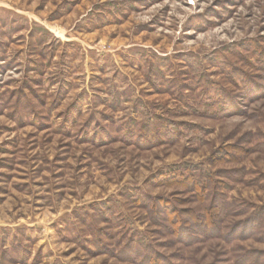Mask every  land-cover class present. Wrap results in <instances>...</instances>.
I'll return each mask as SVG.
<instances>
[{
    "label": "rangeland",
    "instance_id": "374dc122",
    "mask_svg": "<svg viewBox=\"0 0 264 264\" xmlns=\"http://www.w3.org/2000/svg\"><path fill=\"white\" fill-rule=\"evenodd\" d=\"M177 170L264 209V0H0V264H137L109 252L133 239L170 264L264 255L177 240L143 198L195 229Z\"/></svg>",
    "mask_w": 264,
    "mask_h": 264
},
{
    "label": "trees",
    "instance_id": "16d2710c",
    "mask_svg": "<svg viewBox=\"0 0 264 264\" xmlns=\"http://www.w3.org/2000/svg\"><path fill=\"white\" fill-rule=\"evenodd\" d=\"M261 67L263 68V64ZM220 94L224 95L222 92ZM226 97L229 98L225 93V100H227ZM232 110L227 111L225 108L220 109V112H232ZM165 178L168 181L172 178L183 184L188 183V187L191 188L189 191L200 194L202 198L200 202L203 210L195 209L196 214L192 216L195 229L191 230L189 223L182 218L179 210L167 199L160 198L158 200V198L150 196L143 197L144 205L153 210L158 208V201H160L163 211L169 214L168 219L163 223L166 229L176 236L177 240L187 245L214 237L222 238L227 243L256 237V235H261L258 238L264 240V209L257 208L245 201L237 205L234 204V200H231L220 188L218 189L217 182L208 179L207 175L206 181L198 179L196 175L184 174L177 170L169 173ZM212 183L215 184L213 188ZM244 214H248L246 218L234 220L229 225L226 223L230 217H240ZM156 217L158 219L156 215L152 219L156 220ZM177 226L178 229H176ZM109 252L122 260H129L137 264H170L169 261L162 260L159 254L152 250V246H144L141 241L134 239L129 240L122 248ZM233 264H264V255L258 250H245L237 256Z\"/></svg>",
    "mask_w": 264,
    "mask_h": 264
}]
</instances>
